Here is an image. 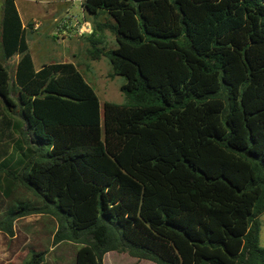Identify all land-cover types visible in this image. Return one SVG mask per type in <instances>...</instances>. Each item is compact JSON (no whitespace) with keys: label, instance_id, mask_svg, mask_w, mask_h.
<instances>
[{"label":"trees","instance_id":"1","mask_svg":"<svg viewBox=\"0 0 264 264\" xmlns=\"http://www.w3.org/2000/svg\"><path fill=\"white\" fill-rule=\"evenodd\" d=\"M82 7L94 20L90 59L105 57L125 81V103H104L102 116L74 64L34 68L14 0H1L0 192L11 196L10 178L39 205L0 206V233L12 238L15 221L45 214L54 244L80 245L75 264L109 252L264 264V0ZM105 31L116 42L108 51L97 47ZM15 56L11 75L4 63Z\"/></svg>","mask_w":264,"mask_h":264},{"label":"rangeland","instance_id":"2","mask_svg":"<svg viewBox=\"0 0 264 264\" xmlns=\"http://www.w3.org/2000/svg\"><path fill=\"white\" fill-rule=\"evenodd\" d=\"M84 0H14L18 15L25 30L28 51L34 68L41 64L72 63L94 90L100 104V115L104 103L124 104V95L120 87L125 83L120 76H114L105 57L92 61L88 55L89 36L78 34L80 26L89 23L93 28V19L83 9ZM1 6V0H0ZM100 17L98 20H102ZM1 22V16H0ZM31 24L36 30L27 27ZM59 31V32H58ZM98 48L108 51L116 47L114 36L105 31L100 37ZM18 58L15 56L4 63L12 75ZM41 62V63H40ZM15 138L17 135H14ZM11 196L4 198L0 192V206L15 201L26 200L32 206L39 205L31 192L10 178ZM4 184V182H3ZM259 244L264 248V212L259 218ZM57 230L56 221L45 214H33L14 222V237L7 238L0 233V264H28L35 254H42L40 264H75V254L80 245L71 242L54 244ZM102 264H154L152 261L139 260L127 253L109 252L103 257Z\"/></svg>","mask_w":264,"mask_h":264},{"label":"built area","instance_id":"3","mask_svg":"<svg viewBox=\"0 0 264 264\" xmlns=\"http://www.w3.org/2000/svg\"><path fill=\"white\" fill-rule=\"evenodd\" d=\"M92 33V27L90 26L89 23H84L80 26L78 30L79 35H90Z\"/></svg>","mask_w":264,"mask_h":264},{"label":"crops","instance_id":"4","mask_svg":"<svg viewBox=\"0 0 264 264\" xmlns=\"http://www.w3.org/2000/svg\"><path fill=\"white\" fill-rule=\"evenodd\" d=\"M0 16H1V6H0ZM31 29H32V30H36V26L31 27ZM58 32H59V31H58ZM84 36H85V35H83L82 37H84ZM31 58H32V57H31ZM32 61H33V60H32ZM40 63H41V62H40ZM42 65H43V64H41L40 67H41ZM37 70H38V69H37ZM13 229H14V227H13ZM13 237H14V236H13ZM13 237H12V238L7 237V238H9V239H13ZM110 253H111V252H110ZM104 256H106V254H105ZM104 256H103V257H104ZM102 261H103V260H102Z\"/></svg>","mask_w":264,"mask_h":264}]
</instances>
